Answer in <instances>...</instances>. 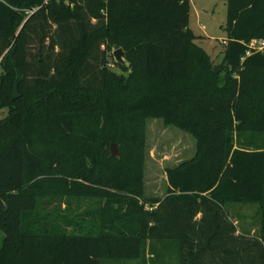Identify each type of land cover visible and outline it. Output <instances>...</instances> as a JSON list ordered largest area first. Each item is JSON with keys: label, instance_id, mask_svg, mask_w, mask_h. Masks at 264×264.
Masks as SVG:
<instances>
[{"label": "trees", "instance_id": "obj_1", "mask_svg": "<svg viewBox=\"0 0 264 264\" xmlns=\"http://www.w3.org/2000/svg\"><path fill=\"white\" fill-rule=\"evenodd\" d=\"M190 9L0 0V264H146L149 239L178 242L181 264H264V49L249 52L264 39V0H227L219 71ZM118 47L120 72L109 65ZM148 117L197 140L192 157L166 168L163 196L145 194ZM245 134L261 144L236 143ZM92 197L111 211L84 222L93 212L71 200ZM235 203L259 204L257 233L238 229Z\"/></svg>", "mask_w": 264, "mask_h": 264}, {"label": "rangeland", "instance_id": "obj_2", "mask_svg": "<svg viewBox=\"0 0 264 264\" xmlns=\"http://www.w3.org/2000/svg\"><path fill=\"white\" fill-rule=\"evenodd\" d=\"M192 2L189 25L197 34L196 42L208 51L213 66L221 64L225 47L227 0H192ZM114 50V48L111 50L113 55ZM123 58L125 60V52ZM115 59V55H111L109 65L120 72L121 69L115 65ZM247 136L245 134L238 138L235 137L236 143L251 147L255 144L260 145L262 142L261 134H255L251 138ZM145 137V194L146 196H163L168 186L166 168L192 157L196 152L197 140L191 132L175 124L166 123L160 117L146 119ZM105 200L98 197L73 198L71 206L74 212H85L86 210L93 212L80 217L84 222L95 220L99 222L111 211L109 207H106ZM55 206L51 202L46 205L45 210L53 212ZM258 209V203H235L230 206L229 211L239 230L254 234L260 228ZM75 229L77 230L72 225L66 227L67 231ZM3 235L4 232L0 229V245ZM147 255L146 264H181L180 245L174 240L149 239ZM102 264L142 263L140 260L104 258Z\"/></svg>", "mask_w": 264, "mask_h": 264}, {"label": "water", "instance_id": "obj_3", "mask_svg": "<svg viewBox=\"0 0 264 264\" xmlns=\"http://www.w3.org/2000/svg\"><path fill=\"white\" fill-rule=\"evenodd\" d=\"M114 55L116 57V59L118 61H124V58H123V55H124V50L122 47H118L114 50ZM221 65L220 64H217L215 67H214V70L215 71H219ZM111 154L112 155H119L120 154V150H119V147H118V143L116 141H112L111 142Z\"/></svg>", "mask_w": 264, "mask_h": 264}, {"label": "built area", "instance_id": "obj_4", "mask_svg": "<svg viewBox=\"0 0 264 264\" xmlns=\"http://www.w3.org/2000/svg\"><path fill=\"white\" fill-rule=\"evenodd\" d=\"M264 49V39L254 38L249 42V52L251 50H263Z\"/></svg>", "mask_w": 264, "mask_h": 264}, {"label": "crops", "instance_id": "obj_5", "mask_svg": "<svg viewBox=\"0 0 264 264\" xmlns=\"http://www.w3.org/2000/svg\"><path fill=\"white\" fill-rule=\"evenodd\" d=\"M190 2H191V6H192V0H190ZM190 11H191V9H190ZM190 21V20H189ZM191 27V26H190ZM193 29V28H192ZM196 33V32H195ZM225 37V40H224V42H225V47H226V43H227V40H226V35L224 36ZM225 47H224V50H225ZM224 53V52H223ZM223 57V56H222Z\"/></svg>", "mask_w": 264, "mask_h": 264}]
</instances>
